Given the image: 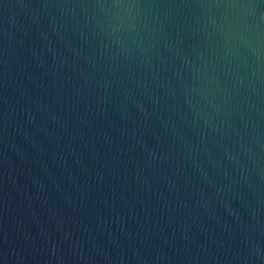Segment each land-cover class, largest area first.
Segmentation results:
<instances>
[{"label":"water","instance_id":"water-1","mask_svg":"<svg viewBox=\"0 0 264 264\" xmlns=\"http://www.w3.org/2000/svg\"><path fill=\"white\" fill-rule=\"evenodd\" d=\"M0 264H264V0H0Z\"/></svg>","mask_w":264,"mask_h":264}]
</instances>
